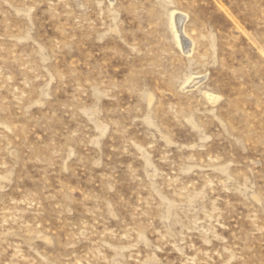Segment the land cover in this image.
I'll return each mask as SVG.
<instances>
[{
	"label": "rangeland",
	"instance_id": "1",
	"mask_svg": "<svg viewBox=\"0 0 264 264\" xmlns=\"http://www.w3.org/2000/svg\"><path fill=\"white\" fill-rule=\"evenodd\" d=\"M0 264H264V0H0Z\"/></svg>",
	"mask_w": 264,
	"mask_h": 264
},
{
	"label": "bare ground",
	"instance_id": "2",
	"mask_svg": "<svg viewBox=\"0 0 264 264\" xmlns=\"http://www.w3.org/2000/svg\"><path fill=\"white\" fill-rule=\"evenodd\" d=\"M181 37V36H180ZM180 39V38H179ZM185 40V39H184ZM182 41V40H181Z\"/></svg>",
	"mask_w": 264,
	"mask_h": 264
}]
</instances>
